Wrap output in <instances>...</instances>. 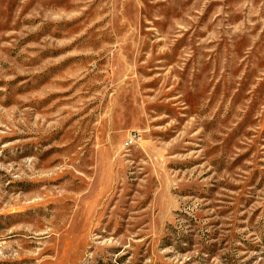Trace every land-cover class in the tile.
Returning <instances> with one entry per match:
<instances>
[{
    "label": "rangeland",
    "instance_id": "obj_1",
    "mask_svg": "<svg viewBox=\"0 0 264 264\" xmlns=\"http://www.w3.org/2000/svg\"><path fill=\"white\" fill-rule=\"evenodd\" d=\"M0 264H264V0H0Z\"/></svg>",
    "mask_w": 264,
    "mask_h": 264
},
{
    "label": "built area",
    "instance_id": "obj_2",
    "mask_svg": "<svg viewBox=\"0 0 264 264\" xmlns=\"http://www.w3.org/2000/svg\"><path fill=\"white\" fill-rule=\"evenodd\" d=\"M140 141V137L138 134L133 133L130 137H129V145H134L136 143H138Z\"/></svg>",
    "mask_w": 264,
    "mask_h": 264
}]
</instances>
